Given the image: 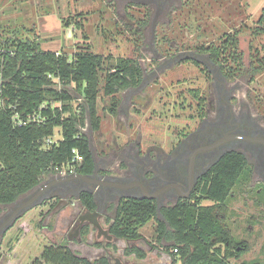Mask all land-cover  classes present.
<instances>
[{
  "label": "rangeland",
  "instance_id": "rangeland-1",
  "mask_svg": "<svg viewBox=\"0 0 264 264\" xmlns=\"http://www.w3.org/2000/svg\"><path fill=\"white\" fill-rule=\"evenodd\" d=\"M78 12L83 15L81 33L86 34L87 43L83 36V41H68L65 36V20H72ZM263 12L264 0H170L163 8L150 0H0V35L12 36L18 31L20 37L37 39L44 50L72 53L85 48L101 55L105 62L98 77L100 127L93 130L87 119L84 132L90 137L93 150L99 153L97 159L116 165L121 159L105 153L127 140L140 138L143 150L150 145L170 149L172 142L196 130L204 117L213 114L210 110L216 111L224 88L232 95L234 104H243L264 125V33L257 31ZM78 29L75 32L79 37ZM229 36L238 40L241 69L233 61H212L211 66L191 58L173 59L186 51L208 56V47L223 45ZM124 58L139 60L144 68V82L139 87L121 90L112 100L105 93V74L115 70ZM259 66L263 71H259ZM68 88L75 90L73 85ZM54 137H61V127L56 128ZM249 167L251 170L252 165ZM250 170L240 177L216 213L233 239L234 247L228 250L233 253L229 257L232 264H264V184ZM61 198V203L45 215L42 231L47 237L69 242L92 259L113 254L124 264L138 262L135 255L124 254L131 244L125 238L98 239L97 229L91 223H87L90 232L82 236L78 220L74 223L82 209L80 202L74 195ZM214 202L206 199L202 204ZM7 210L9 207L0 216ZM115 213V203H109L100 217L105 228H109L108 219ZM32 214L24 220L37 230L41 215ZM22 221L9 238L21 231ZM157 227V220L152 219L140 229L142 238L135 244L150 250L149 259L140 264L172 262L164 247L170 242L157 241ZM97 240L105 246H95ZM242 243L247 249L236 248ZM151 244L156 248L151 249ZM9 255L12 261L19 257Z\"/></svg>",
  "mask_w": 264,
  "mask_h": 264
},
{
  "label": "trees",
  "instance_id": "trees-1",
  "mask_svg": "<svg viewBox=\"0 0 264 264\" xmlns=\"http://www.w3.org/2000/svg\"><path fill=\"white\" fill-rule=\"evenodd\" d=\"M82 16V12H78L72 20L66 19L65 26L74 24L83 30ZM259 23L257 31L264 33V12ZM82 33L87 43L86 34ZM207 51L211 61H233L239 67L237 69H241L242 55L235 37L229 36L223 45H212ZM104 62L101 55L85 48L72 53L44 50L37 39L20 37L18 31L12 36L0 35V91L4 99L0 108V214L21 197L52 180L57 175V168L72 161L74 149L82 156L78 172H93V148L84 127L87 119L93 130L100 127L98 77ZM258 68L262 70L260 66ZM143 76L144 68L139 60L121 59L115 70L106 71L105 93L115 100L116 93L138 86ZM72 85L75 90L68 88ZM34 113L40 114L42 120L19 124L14 118L18 114L27 120ZM57 127H61V138L47 142L55 135ZM249 170L243 153L230 151L199 181L192 200H180L158 210L155 200L122 199L116 206L115 216L108 219L109 232L131 242L124 249L125 255L144 259L150 250L135 242L142 238L140 229L156 219L157 241L170 242L164 245L172 257L170 264L179 261L182 264H232L229 257L233 253L229 254L228 250L234 247L233 239L216 213L240 177ZM60 199L61 196L53 195L16 219L1 236L0 264H113L111 254L92 259L74 249L69 242L54 241L45 235L42 231L45 215ZM206 199L216 203L204 206L202 202ZM80 202L91 211L98 206L94 195L86 191L81 193ZM30 214L41 215L36 222L37 230L24 220ZM20 221L21 231L9 238ZM89 232L86 223L81 230L82 236ZM94 245L105 246L99 240ZM107 245L113 246L110 242ZM150 246L156 248L155 244ZM236 248L247 249L245 243ZM9 254L19 257L12 261Z\"/></svg>",
  "mask_w": 264,
  "mask_h": 264
},
{
  "label": "flooded vegetation",
  "instance_id": "flooded-vegetation-1",
  "mask_svg": "<svg viewBox=\"0 0 264 264\" xmlns=\"http://www.w3.org/2000/svg\"><path fill=\"white\" fill-rule=\"evenodd\" d=\"M150 1L163 8L170 0ZM215 110H210L213 114L204 117L196 130L172 142L168 150L158 145L143 150L140 138L127 140L105 153L121 159L116 165H111L109 160H98L96 154L99 153L93 151V172L52 187L47 193L61 197L74 195L80 202L81 193L94 190L96 209L101 216L109 203L117 206L127 198L155 200L160 208L170 206L180 200H192L199 181L230 151L243 153L252 165L253 176L264 184V125L252 117L243 104H234L225 88L220 91ZM80 205L82 209L74 223L87 209L81 202ZM77 223L80 229L86 224L79 227V221Z\"/></svg>",
  "mask_w": 264,
  "mask_h": 264
},
{
  "label": "water",
  "instance_id": "water-1",
  "mask_svg": "<svg viewBox=\"0 0 264 264\" xmlns=\"http://www.w3.org/2000/svg\"><path fill=\"white\" fill-rule=\"evenodd\" d=\"M182 55V56H181ZM180 56H176L173 58L174 60H179L181 58H191L197 61H205L206 64L211 65L212 61L210 60L209 56L192 52V51H186ZM212 66V65H211ZM144 80L140 83L139 86L143 84ZM138 86V87H139ZM91 146H92V141ZM94 151V150H93ZM94 156V152H93ZM55 177V176H54ZM86 177L85 174L78 173L76 175H70L67 177H55L52 180L44 183L42 186L38 187L34 191L28 193L27 195L21 197L18 201H16L14 204H12L7 211L5 215H3L0 219V235H3L5 231L12 226V224L16 221L18 217L23 215L25 212H27L29 209L33 208L34 206L38 205L39 203L43 202L45 199L52 197L53 195H50L48 190H50L52 187L64 185L70 180L76 179V178H82ZM69 184V183H68ZM90 193L94 195V198L96 199L94 190H89ZM154 197V196H153ZM151 197V198H153ZM63 198H61L60 201H62ZM75 203V200L72 202V204ZM160 209V206H158V210ZM101 212L99 209H96L94 211H91L89 209H86L79 217V227L83 225L84 223H91L94 227L97 229V238L100 239L101 237L105 236L108 241H112L115 239V236L109 232L108 228H105L102 224L101 220ZM79 229V228H78ZM111 259L114 260L113 264H124V262L121 260V258L114 256L113 254L110 255Z\"/></svg>",
  "mask_w": 264,
  "mask_h": 264
},
{
  "label": "built area",
  "instance_id": "built-area-1",
  "mask_svg": "<svg viewBox=\"0 0 264 264\" xmlns=\"http://www.w3.org/2000/svg\"><path fill=\"white\" fill-rule=\"evenodd\" d=\"M82 100V98H80ZM4 105V99L2 97V93L0 91V108ZM15 120L19 124H26L29 120H42V117L38 113L30 114L27 120H23L18 114L14 116ZM61 138V137H60ZM59 139V138H58ZM54 136L47 139V142H52L58 140ZM75 156L71 162L64 164L61 168H57V176L58 177H67L70 175L78 174V164L82 161V156H80L78 150L74 149Z\"/></svg>",
  "mask_w": 264,
  "mask_h": 264
},
{
  "label": "crops",
  "instance_id": "crops-1",
  "mask_svg": "<svg viewBox=\"0 0 264 264\" xmlns=\"http://www.w3.org/2000/svg\"><path fill=\"white\" fill-rule=\"evenodd\" d=\"M81 11V10H80ZM79 30V32H80V35H79V37L77 36V34H76V27H75V25L74 24H72V25H70L69 27H67L66 28V31H65V36H66V39L68 40V41H83V40H81V38H82V33H81V29H78ZM85 41V40H84ZM47 50H50V49H47ZM53 51H57V50H53ZM60 50H58V52H59ZM147 259H149V256H147L146 258H144V259H138V262L136 263V264H138L139 262H141L142 263V261H147ZM164 259V258H163ZM180 263H181V261H179ZM179 262H177L176 264H179ZM140 264V263H139Z\"/></svg>",
  "mask_w": 264,
  "mask_h": 264
}]
</instances>
